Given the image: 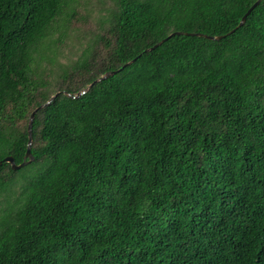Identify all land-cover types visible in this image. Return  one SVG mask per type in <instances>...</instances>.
<instances>
[{
    "label": "trees",
    "instance_id": "1",
    "mask_svg": "<svg viewBox=\"0 0 264 264\" xmlns=\"http://www.w3.org/2000/svg\"><path fill=\"white\" fill-rule=\"evenodd\" d=\"M75 1L0 0V160L135 60L0 164V264H264V0L150 51L255 0H108L60 63Z\"/></svg>",
    "mask_w": 264,
    "mask_h": 264
},
{
    "label": "rangeland",
    "instance_id": "2",
    "mask_svg": "<svg viewBox=\"0 0 264 264\" xmlns=\"http://www.w3.org/2000/svg\"><path fill=\"white\" fill-rule=\"evenodd\" d=\"M108 7V0H76L73 3L68 22H58L55 26L57 31L54 38L58 37V33L67 26L63 38L56 43L59 48L60 63H72L77 60L88 41L99 31L101 15L105 14V9ZM57 75L56 72H47L44 78L50 77L54 80Z\"/></svg>",
    "mask_w": 264,
    "mask_h": 264
},
{
    "label": "water",
    "instance_id": "3",
    "mask_svg": "<svg viewBox=\"0 0 264 264\" xmlns=\"http://www.w3.org/2000/svg\"><path fill=\"white\" fill-rule=\"evenodd\" d=\"M261 0H255L250 7L246 10V12L242 15V17L240 18L239 23L230 31H228L226 34L223 35H217V36H212V35H207L204 33H199V32H184V31H175L170 33L167 37L159 40L157 43H155L153 46L145 49V51H150L153 50L154 48H156L157 46H159L160 44H162L164 41H166L168 38H170L173 35H187V36H199V37H204L210 40H220L223 37H225L226 35H229L231 33H233L237 28H239L240 26L243 25V23L245 22L246 17L248 16V14L260 3ZM135 59H132L131 61H128L126 63H124L120 68L115 69V70H108L106 71L104 74H102L101 76L97 77L96 79H94L91 83H89L87 85V87H85L84 89H82L81 91L77 92L76 94H71L69 92L66 91H58L56 93H54L46 102L40 104L38 107H36L30 114L29 119H28V123H27V145H26V150L23 156V160L20 163H15L14 158L11 155H7L5 156L2 160H0V164L2 162H6L10 165L12 170H17L19 168H22L23 166L29 164L30 162L33 161V156L30 152V146L32 144V121L34 118V114L36 113V111L49 104L58 94L62 93L65 94L71 98H76L79 95L83 94L87 89H89L92 85H94L95 83L104 80L106 78H108L111 75L116 74L117 72H119L121 69H123L124 67H126L127 65H129L132 61H134Z\"/></svg>",
    "mask_w": 264,
    "mask_h": 264
}]
</instances>
